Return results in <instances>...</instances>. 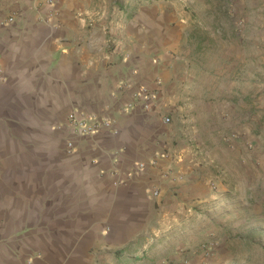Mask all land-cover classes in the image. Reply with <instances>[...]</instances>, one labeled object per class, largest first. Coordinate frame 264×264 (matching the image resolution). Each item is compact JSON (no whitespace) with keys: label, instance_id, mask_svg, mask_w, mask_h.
<instances>
[{"label":"crops","instance_id":"crops-1","mask_svg":"<svg viewBox=\"0 0 264 264\" xmlns=\"http://www.w3.org/2000/svg\"><path fill=\"white\" fill-rule=\"evenodd\" d=\"M132 3L0 0V264H183L191 222L203 236L247 204L251 131L221 134L242 105L223 103L221 69L177 54L183 13ZM71 111L116 134L74 136Z\"/></svg>","mask_w":264,"mask_h":264},{"label":"rangeland","instance_id":"rangeland-1","mask_svg":"<svg viewBox=\"0 0 264 264\" xmlns=\"http://www.w3.org/2000/svg\"><path fill=\"white\" fill-rule=\"evenodd\" d=\"M136 4L183 13L181 36L174 37L177 54L201 61V70L211 75L221 69L223 93L230 96L223 103L242 105L236 106L238 110L224 109L225 116L232 113L223 117L222 138L229 135L234 141L247 126L252 136L242 173L232 167L249 180L247 204L243 208L238 199L237 211H220L213 220L208 214L202 221L207 231L203 236H198L195 222L185 229V237L172 232L170 236L190 243L183 264H264V0H137L131 10ZM218 171L225 176L230 169L222 166ZM236 189V195L242 192Z\"/></svg>","mask_w":264,"mask_h":264},{"label":"built area","instance_id":"built-area-1","mask_svg":"<svg viewBox=\"0 0 264 264\" xmlns=\"http://www.w3.org/2000/svg\"><path fill=\"white\" fill-rule=\"evenodd\" d=\"M47 3L53 9L57 4V0H47ZM13 17H10L6 20V22H12ZM0 81H4L2 72L0 70ZM157 99V95L155 92H150L147 89H141L139 92L135 94V101L140 102L142 105V109L144 111L150 110L155 104ZM164 123H169V117L162 118ZM66 125L71 129L74 136L77 137H89L102 129L109 131L112 134H116V131L113 129L112 122L101 119L96 116L88 115L86 113H80L77 111H71L67 117ZM67 148L71 151L74 146L72 142H67ZM138 168H143L142 164L138 165ZM153 196L156 197L158 195V191H153Z\"/></svg>","mask_w":264,"mask_h":264}]
</instances>
